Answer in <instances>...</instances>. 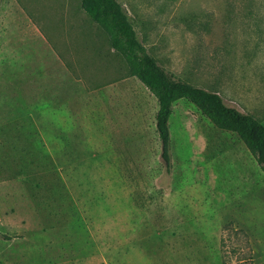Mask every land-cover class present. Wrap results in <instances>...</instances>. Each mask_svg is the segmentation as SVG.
Returning <instances> with one entry per match:
<instances>
[{
  "label": "rangeland",
  "instance_id": "rangeland-1",
  "mask_svg": "<svg viewBox=\"0 0 264 264\" xmlns=\"http://www.w3.org/2000/svg\"><path fill=\"white\" fill-rule=\"evenodd\" d=\"M116 1L168 74L264 124V0ZM156 111L80 0H0V264H264L255 157L181 99L167 171Z\"/></svg>",
  "mask_w": 264,
  "mask_h": 264
},
{
  "label": "trees",
  "instance_id": "trees-1",
  "mask_svg": "<svg viewBox=\"0 0 264 264\" xmlns=\"http://www.w3.org/2000/svg\"><path fill=\"white\" fill-rule=\"evenodd\" d=\"M82 10L107 31L110 46L123 53L129 73L156 99L155 131L161 159L170 169L169 118L176 101L193 104L217 129L234 133L255 157L264 174V124L253 116L228 107L215 92L189 85L168 74L139 42L123 7L116 0H80ZM8 239L7 236H3Z\"/></svg>",
  "mask_w": 264,
  "mask_h": 264
},
{
  "label": "crops",
  "instance_id": "crops-1",
  "mask_svg": "<svg viewBox=\"0 0 264 264\" xmlns=\"http://www.w3.org/2000/svg\"><path fill=\"white\" fill-rule=\"evenodd\" d=\"M20 259L22 260V262H21V264H29L30 263V257H28V256H22V257H20ZM39 259V264H45L44 263V260L43 261H41V258H38Z\"/></svg>",
  "mask_w": 264,
  "mask_h": 264
}]
</instances>
